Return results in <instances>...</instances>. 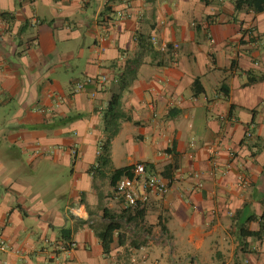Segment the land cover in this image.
<instances>
[{"label": "crops", "instance_id": "crops-1", "mask_svg": "<svg viewBox=\"0 0 264 264\" xmlns=\"http://www.w3.org/2000/svg\"><path fill=\"white\" fill-rule=\"evenodd\" d=\"M236 2L0 0V264H264V10ZM136 163L170 190L105 243Z\"/></svg>", "mask_w": 264, "mask_h": 264}, {"label": "built area", "instance_id": "built-area-1", "mask_svg": "<svg viewBox=\"0 0 264 264\" xmlns=\"http://www.w3.org/2000/svg\"><path fill=\"white\" fill-rule=\"evenodd\" d=\"M127 9L130 6V0H123ZM127 16L125 12H118L116 20L123 19ZM100 40H104L101 37ZM150 41L159 48L160 51L168 52L179 47V43L170 42L159 38L156 34L151 35ZM108 76L102 74L97 77H87L83 81L78 82L76 90H82L86 84L96 83L105 84ZM250 134V133H249ZM129 174L122 176L116 183L115 190L117 196L122 200L125 208H130L132 212L144 210L153 196H164L169 190V183L161 175L149 173L145 163H136L128 170ZM159 235V238L164 237ZM8 248L7 243L0 239V250L5 251ZM66 250L65 247L61 248Z\"/></svg>", "mask_w": 264, "mask_h": 264}, {"label": "trees", "instance_id": "trees-1", "mask_svg": "<svg viewBox=\"0 0 264 264\" xmlns=\"http://www.w3.org/2000/svg\"><path fill=\"white\" fill-rule=\"evenodd\" d=\"M244 4L252 6L253 9H255L257 11L264 10V0H237V2H236L237 9L241 8V6ZM139 39L141 40L140 41L141 45H144L145 41L146 42L149 41L148 43L152 44V42L150 41L151 36L140 37ZM253 80H254V78H250L251 82ZM111 134H113V133H111ZM109 163H110V158H109L108 148H107V145L104 144L102 146V151L99 154L98 162L95 165H93L91 173H94V171H98L99 173H102L103 169L106 168V166L109 165ZM130 168H131V166H127L124 168H119V169L113 170L112 174H111V184L116 186L117 181L122 176H124L125 174H129L128 170ZM114 192L116 194L115 189H114ZM116 196H117V194H116ZM132 213L133 212L131 211L130 208H124L122 210L121 214H114L111 212V210H109L108 208H105L103 210V217L107 218L109 220V222L107 223L105 228L101 232H99V237L101 238V240L105 243L112 241L114 239V234L116 232H118L120 234V236L123 237V234H124V232L122 231L123 223L118 221L119 218H120V220L123 219L129 223H133V221L138 220L139 217L142 218L144 215V211H140V210L136 212V215H133ZM61 231L64 232L65 229H62Z\"/></svg>", "mask_w": 264, "mask_h": 264}, {"label": "rangeland", "instance_id": "rangeland-1", "mask_svg": "<svg viewBox=\"0 0 264 264\" xmlns=\"http://www.w3.org/2000/svg\"><path fill=\"white\" fill-rule=\"evenodd\" d=\"M122 223H123L124 231H126L127 234L129 233L130 236L135 234L134 224L129 223V222H124V221H122Z\"/></svg>", "mask_w": 264, "mask_h": 264}]
</instances>
